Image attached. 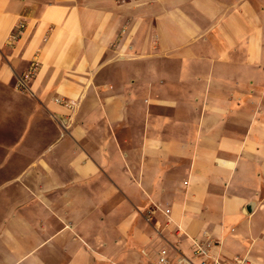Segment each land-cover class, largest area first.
Returning a JSON list of instances; mask_svg holds the SVG:
<instances>
[{
  "label": "crops",
  "instance_id": "crops-1",
  "mask_svg": "<svg viewBox=\"0 0 264 264\" xmlns=\"http://www.w3.org/2000/svg\"><path fill=\"white\" fill-rule=\"evenodd\" d=\"M206 236L264 264V0H0V264Z\"/></svg>",
  "mask_w": 264,
  "mask_h": 264
},
{
  "label": "built area",
  "instance_id": "built-area-1",
  "mask_svg": "<svg viewBox=\"0 0 264 264\" xmlns=\"http://www.w3.org/2000/svg\"><path fill=\"white\" fill-rule=\"evenodd\" d=\"M25 25H21L23 29ZM14 38H17L16 34H13ZM39 62L34 60L32 62V66L28 71L25 72L22 76L18 78V82L16 85V89L20 92H25L31 89V83L34 80V76L39 69ZM58 102H62V100L57 99ZM69 106V103H65ZM161 208L159 206H155L151 208L149 217L154 218V215L159 212ZM165 212L171 214L170 209H166ZM216 240H213L211 236H206L204 239H195L194 240V249L191 255H186L180 253L178 257L175 259H171L170 251L168 248H164L160 251L159 262L160 264H253L252 261L247 256L236 257L232 260H224L221 257H216L212 255V248L216 245Z\"/></svg>",
  "mask_w": 264,
  "mask_h": 264
},
{
  "label": "rangeland",
  "instance_id": "rangeland-1",
  "mask_svg": "<svg viewBox=\"0 0 264 264\" xmlns=\"http://www.w3.org/2000/svg\"><path fill=\"white\" fill-rule=\"evenodd\" d=\"M145 28H146V26H144V27L142 28V30H141V31H142L141 33H142V34H141L140 39L143 38V34H144V32H145V31H144ZM152 206H153V207H151V208H154V207L157 206V205L153 204ZM151 208L149 209V213H150ZM166 209H169V208H166ZM166 209H164V210L161 209V210H162V213H165L167 216H169L170 213L167 214V213L165 212ZM160 212H161V211H160ZM148 217H149V214H148ZM154 217H155V215H154ZM147 219H148V218H147ZM153 219H154V218H153ZM153 219H152V218H151V219L149 218L148 220H153ZM216 242H217V241H216ZM217 243H218V242H217ZM217 243H216V245H218ZM159 253H160V252H159ZM159 259H160V257H159ZM224 260H228V259L225 258ZM159 263H160V262H159Z\"/></svg>",
  "mask_w": 264,
  "mask_h": 264
}]
</instances>
